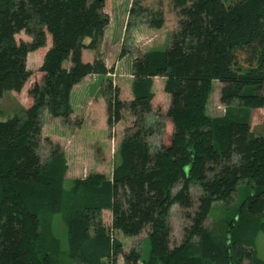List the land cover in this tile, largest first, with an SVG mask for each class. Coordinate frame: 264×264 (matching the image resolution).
<instances>
[{"label":"trees","instance_id":"trees-1","mask_svg":"<svg viewBox=\"0 0 264 264\" xmlns=\"http://www.w3.org/2000/svg\"><path fill=\"white\" fill-rule=\"evenodd\" d=\"M142 1H130L124 31L162 26L161 12ZM170 4L176 28L166 48L133 57L126 101L98 54L109 24L105 0H0V100L7 92L24 99L21 112L0 117V264H115L119 255L123 264H264L254 251L257 234L264 235V135L249 122V110L264 107V0ZM31 52L42 57L35 70L27 67ZM88 75L106 82V129L123 121L124 111L133 120L109 178L90 172L66 185L64 153L42 114L78 132L83 112L73 111L70 94ZM156 77L168 97L163 114L152 113ZM214 82L221 117L206 113ZM93 157L103 163L99 146ZM241 185L246 195L219 224L222 233L205 227L213 204L228 207ZM173 205L186 222L181 242L170 246ZM57 216L65 223L63 249L51 229ZM113 231H144L146 256L133 246L123 253Z\"/></svg>","mask_w":264,"mask_h":264},{"label":"rangeland","instance_id":"rangeland-1","mask_svg":"<svg viewBox=\"0 0 264 264\" xmlns=\"http://www.w3.org/2000/svg\"><path fill=\"white\" fill-rule=\"evenodd\" d=\"M131 0H105L104 11L109 17V26L99 47V56L103 59L107 67L112 68L110 75L111 82L119 89V97L128 101L131 99V81L130 63L134 56L151 49L166 48L169 34L175 30L177 25V16L172 9L170 0H144L141 5L149 11H159L162 14L163 23L159 29L148 28L146 25H136L124 31L126 17ZM232 1V0H230ZM140 16V15H139ZM125 49L122 58L118 59L121 49ZM39 52L28 54L27 67L35 70L40 60ZM92 83L87 84V96H79L72 101L73 111L82 114L83 125L78 132H69L62 128L58 118H52L44 111L42 114L43 127L48 137L53 142L59 143L65 157L66 182L67 185L71 179L83 178L90 172L102 173L105 177H110L112 166L117 160V150L119 143L123 138V130L130 126L133 118L124 111L125 119L117 123L112 131H108L105 125L104 101L101 93L100 83L105 84L102 78H91ZM103 80V81H102ZM163 79L153 78L152 91L154 98L152 101V113L159 110L163 114L168 105V97L162 92ZM88 90V91H87ZM84 97V98H83ZM24 99L22 94L17 95L7 92L0 100V117L6 118L15 112H21ZM206 113L210 117H221L224 114V107L218 102V84L213 83V89L209 95L206 104ZM79 117V116H78ZM150 118V117H149ZM249 122L251 129L256 134L264 135V107L261 109L249 110ZM164 124V123H163ZM169 126L163 125V132H168ZM152 148L158 145V138L155 136L149 138ZM99 149L104 156L103 163L97 164L94 161V148ZM39 153L43 161L47 158L46 147L41 145ZM194 195V189H192ZM247 192V187L241 185L238 194L233 197V202L228 207L220 202L213 204L204 226L211 228L214 232H221V221L232 216L236 207ZM264 219V218H263ZM102 221L106 224L109 221V214L103 212ZM182 212L176 205L170 209L169 223L171 226L170 246L179 244L182 240V228L185 224ZM51 229L55 238L63 249L66 244L65 223L59 216L55 217L51 223ZM113 236L121 243L123 253H127L131 247L139 249L141 260L147 254L148 245L146 242V233L142 231L135 237H124L120 232L113 231ZM254 251L256 255L264 261V235L258 233L254 242ZM115 264H123L122 257L116 258ZM138 264H142L139 262Z\"/></svg>","mask_w":264,"mask_h":264},{"label":"crops","instance_id":"crops-1","mask_svg":"<svg viewBox=\"0 0 264 264\" xmlns=\"http://www.w3.org/2000/svg\"><path fill=\"white\" fill-rule=\"evenodd\" d=\"M127 18V17H126ZM109 24H110V22H109ZM109 24L107 25V27L105 28V30H104V36H105V34H106V31H107V28H108V26H109ZM31 53H33V52H31ZM27 58H28V55H27ZM41 56H40V60H39V63H40V61H41ZM89 58V57H88ZM97 78L98 79V76H96V75H88V76H86V77H84L77 85H75L73 88H72V90H71V94H70V102H71V105H72V101H73V99H75V98H77V97H79V96H87L88 97V95L86 94V86H87V84H89V83H92L93 84V82L91 81L92 79L91 78ZM88 91V90H87ZM84 98V97H83ZM72 107H73V105H72ZM74 109V108H73Z\"/></svg>","mask_w":264,"mask_h":264}]
</instances>
